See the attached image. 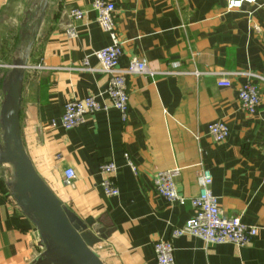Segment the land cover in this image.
Here are the masks:
<instances>
[{
  "label": "crops",
  "instance_id": "obj_1",
  "mask_svg": "<svg viewBox=\"0 0 264 264\" xmlns=\"http://www.w3.org/2000/svg\"><path fill=\"white\" fill-rule=\"evenodd\" d=\"M94 1L48 0L43 7V0H0V157L8 75L27 56L19 117L24 149L65 207L81 221L101 220L111 229L94 249L104 264H157L154 244L170 241L173 229L191 218L203 170L212 174L223 215L259 234L246 247L174 239L176 264H264V0L233 11L227 0H107L116 7L121 68L143 58L156 76L128 79L126 123L110 108L71 131L53 128L70 100L109 103L95 54L112 40L95 21ZM72 9L85 17L73 21ZM70 24L76 38L66 35ZM222 74L231 87H219ZM251 75L262 99L255 116L238 99ZM217 121L230 129L223 143L208 133ZM108 162L117 166L118 197L101 187L100 166ZM7 165L0 160V264H34L44 251L42 237L12 196ZM175 169L182 204L168 203L153 184L157 171ZM68 170L76 175L69 185Z\"/></svg>",
  "mask_w": 264,
  "mask_h": 264
},
{
  "label": "built area",
  "instance_id": "obj_2",
  "mask_svg": "<svg viewBox=\"0 0 264 264\" xmlns=\"http://www.w3.org/2000/svg\"><path fill=\"white\" fill-rule=\"evenodd\" d=\"M257 0H227L229 11L241 9L244 5H254ZM93 11L96 13V23L103 31L110 35L112 45L97 52L95 55L100 62L101 72L107 77L106 96L109 103L104 104L97 97H87L85 99H73L64 106V113L60 121L54 122L52 127H60L64 131H71L83 123L87 117L98 111H108L110 108L116 109L123 123L128 120L130 106V96L128 79L132 76H147L154 78L156 73L148 68L145 59L134 58L127 64L126 68H121L123 58V48L120 42L115 24L116 7L107 0H95ZM69 17L73 21H80L85 17V13L80 9H72ZM69 38L77 37L75 25L70 24L66 29ZM85 66H88L87 60ZM43 69L42 65H38ZM198 74V73H197ZM219 79V87H231L230 79L222 74ZM251 75L238 90V99L242 110L249 116L259 113L262 106L260 90ZM209 136L217 143L227 141L230 136V129L223 121H217L209 125ZM128 166L135 176L138 169L131 161L128 154L124 155ZM178 170L157 171L153 176V184L156 193L168 203L182 204L184 199L178 194L175 179ZM117 166L114 162L104 163L100 166L102 177L101 187L107 197H118L119 188L117 187L115 176ZM65 183L71 184L76 178L74 171L68 170L65 173ZM199 196L192 201L193 214L186 224L181 228L173 229L170 241H158L154 244V252L157 264H176L175 249L172 240L183 236H191L201 239L206 245L231 244L237 247L250 245L258 236L259 229L243 224L240 218H228L223 215L219 199L214 195L213 177L210 171L203 170L199 179Z\"/></svg>",
  "mask_w": 264,
  "mask_h": 264
},
{
  "label": "water",
  "instance_id": "obj_3",
  "mask_svg": "<svg viewBox=\"0 0 264 264\" xmlns=\"http://www.w3.org/2000/svg\"><path fill=\"white\" fill-rule=\"evenodd\" d=\"M47 1L43 0V7ZM27 60L25 56L16 61L8 75L1 113L4 148L0 160L12 166V196L42 237L44 251L34 264H104L94 249L110 237L111 229L101 220L81 221L65 207L38 175L24 149L19 117Z\"/></svg>",
  "mask_w": 264,
  "mask_h": 264
},
{
  "label": "rangeland",
  "instance_id": "obj_4",
  "mask_svg": "<svg viewBox=\"0 0 264 264\" xmlns=\"http://www.w3.org/2000/svg\"><path fill=\"white\" fill-rule=\"evenodd\" d=\"M5 81V80H4ZM0 133H1V131H0ZM1 139V138H0ZM3 147H4V145H3ZM9 168H10V176H11V181H13V168H12V166H9V165H7Z\"/></svg>",
  "mask_w": 264,
  "mask_h": 264
}]
</instances>
